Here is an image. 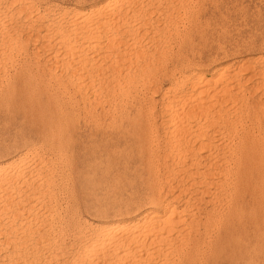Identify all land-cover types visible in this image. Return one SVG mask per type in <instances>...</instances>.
<instances>
[{"label": "rangeland", "instance_id": "rangeland-1", "mask_svg": "<svg viewBox=\"0 0 264 264\" xmlns=\"http://www.w3.org/2000/svg\"><path fill=\"white\" fill-rule=\"evenodd\" d=\"M0 1H1L0 2V11H2L5 6H6L5 8L10 7L9 2H11V0H8V1L7 0H0ZM26 1L33 3L37 8L39 7L40 10H42L43 8L47 9V11L49 12L47 15L48 19H45L44 21L35 20V22H36V23L34 22L35 24L31 25L29 23L30 25H28V23H26V21L24 20V17L18 18V17H16V14H13L11 21H9L10 25L12 24L11 27L13 26L12 28L14 29V30L12 29L11 32L14 31L15 34L18 32V35L20 33L21 35H19V36H21V37H17L18 36L17 34H16L17 36L14 35L16 38V41H15L16 44L14 46L17 45L16 46L17 48L14 47L15 49L13 48V51L11 50L10 55H9L10 57L8 56L9 58L8 59L6 58V60L8 62L5 61L4 64L2 63V66L0 67V70H2V68H3V70L0 71V77H1L0 78V110H1L0 111V162H2V161L9 162L10 160H11L10 162H12V161H16L18 159L23 158L24 160H27L26 161L27 162L26 164L28 165L27 168L34 169L35 167H37V168H39V171H41L40 172L41 176H39L37 178V181L35 182V183L38 182L36 185H38L39 186L38 188H40V189H38L39 192H38V195L36 197H32V189H34L35 185H32V187H31L29 184H27V185H24L22 187V195H26L27 192H30L31 196H29L30 195L29 194L27 198H23L21 201V207L19 206V208H22V206L26 205L28 203V200H29L32 208L29 209L30 212L28 215L29 217H27V219H28V222H30L29 220H31V224L29 223V225L26 228H24V230H23V228H21L22 230L19 228V230L16 231L17 233L12 232L10 234V236H11L10 238H12V240L16 239L15 242L24 240V242H22V244L25 247L24 248L22 247V249L20 251L21 254H20L19 259H21V260L27 259L28 260V258H26L27 254H28V256H30L29 253L33 254V252H35L36 247L38 249V254L42 252L43 248L47 247L46 246L47 241H46V236H45L47 229L52 228L53 231H52L51 235L54 236V238H56V240L54 239V241H51V239L53 240V237L50 235V240H48V241L51 243V245L54 243L57 244L58 247L61 249L60 251H62V249L66 246L63 249V251L66 255H69L70 250L75 248L79 243L80 244L82 243L83 237H81L82 239L76 238V237H74L75 236L74 233L79 227L81 228L83 226L82 223H84L85 220L87 222L93 221V222H97V223H106V222L115 220L116 218L117 219H127V218L137 219L138 217H140V215L144 211H146L150 207L148 198H150L154 192H155L154 195H156L160 191L161 197H165V196L174 197L175 194L177 195V192H179L180 190H183L184 191L183 192V194H184L183 199L186 198L185 200H187V197H188L189 202L191 203L190 207H188L187 208L188 210H186L185 212L188 214L190 213V211H191V213H194L193 212V210H194L195 213H197L195 215L199 216L198 218H197V216H194V220L196 221L198 219L200 223L202 221L201 224H203L202 225L203 227L201 226V224H199L198 220L196 221L197 223L194 221L195 224H193V227H190V229H192L191 230L192 233H190L191 231L189 232L190 229L188 227L187 233L183 234L184 235L183 238H185V239H184V241H182V243H181L182 245L180 244L183 249H181L180 248L181 246L179 245L180 246L179 251H177L178 249L176 250L178 253L176 251H174L175 256H177V254H178V257L180 256V258H182L183 255L188 254V256L185 255V257L191 258V257H194L196 255L195 258L191 259V260L194 259L192 261V264H264V197H263L264 194H263V196H261L262 194H259L258 196L253 194V196H254L253 197L251 193L248 194V192H246V193H243V196H242L241 194H238L237 191L233 192L234 189L232 188L231 183L234 182V180L232 179V181H229L233 177L232 175H233L234 171L236 170L234 168V166L236 165V167H237V165H238L237 159H239V153H237L238 150H235V152L237 151L236 152L237 154H236L235 152H233V149H237V148L240 149V146L244 147V145L247 146L249 144L256 145L257 142L264 143V141H263L264 136H261L262 134L264 135V102H263L264 96H262V95H264V93L261 94L262 91L264 92V88H262L261 90L259 89L257 91H254L256 93L252 92L253 90L251 91V90L245 89V90H247V92L245 90H243L244 92L242 91V94L239 95V101H238L239 103H237L235 106H229V109H228V107H226L227 109L223 108L222 109L223 111L221 110L222 116L220 115V117H221L222 121L219 122V124L225 123L227 125H225L226 127L224 130V138L221 139L223 141L217 142L218 147L220 145H222L219 148V151H220L219 155H222L221 154L223 152L222 150L225 151V149L228 148V146H229V148H228L229 150L228 149H226V150L229 152H230L231 148H232V150H231V153L228 152V154H227V151H225L227 158L230 160L231 157H233V158L236 157L235 159L237 161L236 160L232 161L233 158L230 160L231 165L229 164L230 166H227V168H226V169H229L230 171H229V174L226 175V177H223V178H225V180L222 177H218L219 180H217V178H216L213 182H217V184H219V183H222L224 181L225 183L223 182V184H226L225 187L228 188V189L226 188V191L229 192L231 194V196H230V194H228L225 191V192H221L222 194L220 193L219 196L215 195L214 197H216V198H214V197L211 198V196H205L203 198L204 201L203 200H197L196 201L194 198L198 197L199 195L197 196L196 193H195V196L193 194H190L191 192L194 193L193 192L194 187L189 186L191 183V180L189 181V179H191V177L188 178L190 176L189 173H188V176H186L187 173L182 169V167L184 168V166H186L188 164V162L185 163L186 165L181 164L182 161L176 162V164H177L176 168H179V166L181 167L178 169V171L179 170H183V171H180L181 172L180 173V172L176 171L177 169L174 168V166H173V168L175 169L174 173L172 175L168 176L167 174H165V173H169L166 168L169 167L168 168V170H169L171 168V165H170V162L167 161V159L169 161H171L170 159H172L171 157L173 155L172 153L170 154V150L168 148L166 149V147H165V145H163V143L161 144V142H160V144H159V141L155 142V143L152 142L149 144V142L145 143L143 141L138 140V137H137L138 136L137 134L140 133L139 130H142V128L144 130V127H145V129L146 128H154V127L155 128L158 127V129L161 128L160 127V124H161L160 120L162 121L163 120L162 118H165V116H166V115L164 116V114H163L164 112H163L162 106L166 103L165 102L166 98H167L166 96H168L167 93H168V89L170 87L171 88L174 87L176 89H181V86H180V88L176 87V86H178V84H180L177 81V80H179L178 76L180 74L185 73V75H188L191 73V71L192 72L195 71V72H199L202 74L209 75L212 72V69L222 67L225 65L231 66L232 68H235V67L240 66L242 64L244 65L246 63L249 66L250 65L252 66L254 64L255 66H252V68H255V67L259 68L258 66H260V67L263 66L264 60L259 61V60H257V58L258 57H264V0H156V1L155 0H133V1L127 0L128 2L123 1V3L119 7L113 8L114 11L116 10L117 12H120V14L122 12L124 13V15L128 14L127 15L128 16L127 17L128 18V21H127L128 24H126L127 26L125 25L124 28H122L120 30V32L121 31L122 32L121 33L119 32L118 35L120 34L121 40H123V41L127 37H128V39L131 37L136 38L135 41H137V42H136L135 46L137 48L140 47L141 50L139 48L138 49H139V51H141L142 57L140 56L139 58H137V60L133 58L131 60V63L134 65V67L136 66L135 64H137V65L140 64L142 66H140L139 68H134L136 70H134L132 68L134 71H129L131 74L128 72V74H129L128 76L131 78V80L133 79V83H130L131 85L130 84L128 85V83H126L125 84L126 86L125 85H123L124 87L122 86L123 88L126 87V90L129 88V90L127 92L125 89H124V92H121L118 89L114 90L117 92V95H115L116 93L113 92V94L115 96H118L120 92H121V94L123 93L122 94L123 96L120 94L118 97L113 98V95H112V98L111 97L107 98L109 100L112 99V101H108L107 99H101L102 101L100 100L99 103L97 101H95L92 96L85 94L80 87L76 86L80 83V80H79L77 75H75L77 80L75 77H71L72 75H71V69H70L71 66L70 65H69L70 67H68V68H67V65H65L66 67L64 66L66 69H68L67 71L64 67H62V69H61V67H55L54 65L51 66L52 61L49 60L48 55L46 54L47 52H42V50H40L38 52L37 51L38 50L37 49L38 48L37 41L35 39H32V40H29L27 42L26 37L29 34H31L30 32L33 33V31H35V29H36L35 26H37V28H38L39 26H41L46 21H47V23H49L52 20V18H54V16L58 17L59 15H61L63 10L64 11L69 10V12L74 11L75 9L76 10H79V9L85 10V9H88V8L94 6L95 4L99 5L102 3V1L104 3L108 0H46V1L45 0H41V1L40 0L39 1L38 0H31V1L26 0ZM146 1H148V2H146ZM151 1H152V3H151ZM176 1H178V2L176 3ZM7 3H8V5H7ZM168 3H170V4H168ZM124 4H126V5H124ZM166 5L168 6V8ZM150 6H153V7H150ZM126 7H127L128 12L126 10ZM152 8H153V10H152ZM118 9H120V11H118ZM122 9H124L126 13ZM141 11H143V12H141ZM4 12H6V9H4L3 13ZM3 13L1 14V16H4L6 14V13L5 14H3ZM131 13L133 15L132 17H131ZM49 17H51V18H49ZM137 17H139V18H137ZM6 19H7V17H6ZM57 19L58 18H56L55 20H57ZM39 21L41 24L37 23ZM60 21L61 20L59 19L56 22L57 23L59 22L60 25L64 26V24H61L64 21H61V23H60ZM136 21H138V22L136 23ZM21 22L23 24H21ZM52 22L53 21H51L50 23L54 24ZM24 23H26V24L24 25ZM18 24L19 25L21 24L22 26L20 25L21 26L20 27ZM141 24L142 25L144 24V25L142 26ZM152 24H154V25H152ZM26 25H28V28H25ZM17 26H18V28L20 27L19 30H18ZM31 26H33L35 28H33ZM22 28H23V30L25 29V31H24L25 33H23V30H21ZM143 28H144V30H142ZM27 29H31V30L28 31ZM26 33H27V36H25ZM18 38L22 42L21 41L19 42ZM23 38L26 40L25 43L23 42L24 41ZM32 38H34V37H32ZM17 39H18V41H17ZM33 41L34 42L36 41L35 43H33L36 46L31 43ZM146 45H147V47H146ZM20 47L21 48L23 47V48L21 49ZM33 47H35V48H33ZM16 51H18V52H16ZM19 52H21V53H19ZM26 52H28V53H26ZM34 52L39 53L38 54L39 57ZM152 53H153V56H151ZM28 54H30V55H28ZM89 54H93V53L89 51ZM19 55H21V56H19ZM25 55H27V56H25ZM149 55L151 57H149ZM88 56H91V55H88ZM143 57H145V58H143ZM253 58L254 59L256 58L255 60H257L255 63H254L255 60ZM17 59H18V61H17ZM26 59H27V61H26ZM33 59H35V60H33ZM11 60H12V62H11ZM45 60H46V62H45ZM177 60H178V62H177ZM252 60H253V63H252ZM139 61H141V62H139ZM145 61L149 62V63L147 62V65L149 67L146 66V68H145V66H144V64H146ZM38 62H40V63H38ZM105 62H106L105 64L103 62L104 65H102V67L106 68L109 65H111V60H106ZM107 63H108V66H107ZM119 63H118V65L121 66V63L120 64ZM231 63H232V65H231ZM257 63H259L260 65H258ZM5 64H8V65H5ZM43 64L44 65L46 64V65L44 66ZM155 65L158 67H156ZM174 65H175V67H174ZM27 66H29V67H27ZM46 66H47V68H46ZM120 66H118V67H120ZM141 67L144 68L143 70H145V71H142ZM56 68H58V69H56ZM154 68H156V70ZM28 69H30V70H28ZM31 69H32V72H31ZM60 69H61V71H60ZM139 69H141V70H139ZM183 69H185V71ZM43 70H45L46 72ZM52 71H55L56 74L53 73ZM141 71L145 72L143 74H145L146 77L144 76V78H142L144 80L136 79V80H138V81H136L135 78H139V76L136 77V75H140L142 73ZM148 71H150V72H148ZM154 71H155V73H152L153 76L150 75V73L154 72ZM170 71H171L172 75H171ZM1 72H3V73H1ZM58 72H59V75L57 74ZM136 72H137V74H136ZM166 73L170 77L168 75H166ZM5 74H6V76H5ZM49 74H51V75L49 76ZM122 74H123V72H122ZM165 75L168 76L169 78L165 77ZM25 76H27V77H25ZM52 76H53V78H52ZM69 76L71 77V79L72 78L73 79L69 80V78H70ZM147 76L149 77V79H146V78H148ZM48 77H49V79H48ZM129 77H128V79H130ZM152 77H155V78H152ZM163 77H164L165 81L163 80ZM31 78H32V80H31ZM157 78H158V80H155ZM43 79H44V81H43ZM60 80H61V83H58V82H60ZM109 80H110V78H109ZM109 80L105 81V83H108L110 85V83H112V82H110L111 80L110 81ZM130 81H128V82H130ZM143 81H145V82H143ZM153 81L154 82L156 81V82L153 83ZM166 81H167V83H166ZM67 82H69L70 84ZM175 82H177L178 84L176 85ZM135 83L137 85H135ZM144 83H147V84L144 85ZM19 84H21L22 89H23V86L26 84L25 85V87L27 88V89H25L26 91H19L21 89ZM57 84H58V86H57ZM17 85L20 87L19 90H18ZM62 85H65V86H62ZM127 85H128V88H127ZM43 86H44V88H43ZM139 86H142V87H139ZM182 86H183V88H186L183 84H182ZM157 87H158V89H157ZM57 88H58V90H57ZM68 88H70V89H68ZM9 89H10V91H9ZM14 89H16V90H14ZM31 89L33 90L32 92H31ZM39 90H40V92H39ZM77 90H79L80 92L78 91V93H77ZM121 90L123 91V89H121ZM27 91L28 92L30 91V92L28 93ZM23 92H25V93H23ZM37 92H38V94H37ZM81 92H83V93H81ZM125 92H126V96L124 97ZM134 92H136L137 94ZM154 92H157L156 95ZM251 92H252L253 98L251 97ZM128 93H130V94H128ZM151 93H153V94H151ZM164 93H166V95ZM247 93H249V94H247ZM36 94H37V96H36ZM55 94H57V95H55ZM64 95H66V96H64ZM241 95H243L244 97ZM33 96H35V98ZM87 96H88V99H87ZM121 96H122V98H121ZM136 96H137V98H136ZM240 96H241V98H240ZM245 96L246 97L249 96V97L245 98ZM84 97H85V99H84ZM242 97L245 98V100H247V102ZM49 98L50 99L52 98V99L50 100ZM250 98H252V100ZM38 99H39V101H38ZM91 99L93 102L91 101ZM136 99H139V100H136ZM258 99L259 100L261 99V100L259 101ZM10 100H12V103ZM105 100L108 102H105ZM248 100H249V102L250 101H253V102L249 103ZM48 103L50 106L48 105ZM87 103H89V104H87ZM67 104H70V105H67ZM81 104H82V106H80ZM94 104H98L99 106L98 105L94 106ZM141 104H143V105H141ZM152 104H154L155 107ZM250 104H252V105L250 106ZM253 104H255L256 106ZM260 104L261 105L263 104V105L260 107ZM66 105H67V107H66ZM89 106H90V109H88ZM143 106H144V108H143ZM243 106H245V107H243ZM56 107H57V109H56ZM83 107H85V108H83ZM251 107H253V108H251ZM100 108H101V111H100ZM153 108L155 110L152 111ZM246 108H248V110ZM250 108L253 110H251ZM20 109H21V111H20ZM119 109H120V111H119ZM148 109L151 110L152 113ZM256 109H257V111H254ZM23 110H24V112H23ZM93 110H94V112H93ZM158 110H159V112H158ZM238 110H239V112H238ZM249 110H250V112H252V111L253 112L249 113ZM86 111L89 112L88 113L89 115L86 114ZM137 111L139 112V115H138ZM232 111H233V114H232ZM19 112H21V113H19ZM90 112L93 114H91ZM157 112H158V114H157ZM255 112L257 114H255ZM259 112H261V113H259ZM81 113H83V114H81ZM222 113H224V114H222ZM103 114H105V115H103ZM145 114H146V116H145ZM155 114H156V119L154 117ZM160 114H162V115H160ZM225 114H226L227 118H225ZM38 115L40 116V118ZM54 115H56V116H54ZM81 115H82V117H81ZM92 115H94V116H92ZM151 115H153V118H151L152 117ZM104 116H105V118H104ZM121 116H122V118H121ZM254 117H256V119ZM56 118H57V120H56ZM123 118H125V120ZM92 119H94V120H92ZM100 119H102V120H100ZM192 119L193 118H188V122H194V120H192ZM224 119H225V122H224ZM60 120H61V122H60ZM88 120H89V122H88ZM95 120H96V122H95ZM97 120H99L100 123ZM143 120H144V122H143ZM227 120H228V122H227ZM55 121H56V123H55ZM231 121H233V122H231ZM103 122H105V123H103ZM107 122L110 123V124L108 123L110 126H108ZM65 123H67V124H65ZM117 123H119V124H117ZM157 123H158V125H157ZM230 123H232V124H230ZM42 124H43V126H42ZM48 124H50V125L52 124V125L50 126ZM148 124H150V125H148ZM228 124H230V125H228ZM67 125L68 126L70 125V127H69L70 129L68 127H65ZM105 125H107V126H105ZM227 126H228V128H227ZM111 127H112V129H111ZM242 127H243V129H242ZM66 128H67V130H66ZM46 130H47V132H46ZM258 130L260 132H258ZM50 131H51V133L53 132L52 136H49V135H51ZM238 131H240V132H238ZM243 131L245 133H247L249 136L247 134H245ZM247 131L251 132V134H249V132H247ZM54 132L55 133L57 132L58 136H56V134ZM59 132H61L62 134L61 133L59 134ZM42 133L44 134V136H41ZM64 133H65V135H64ZM253 133H254V135H253ZM228 134H230V135H228ZM63 135L66 137V139ZM67 136H68V138H67ZM228 137H230V138H228ZM260 137L262 138V140L260 139ZM48 138H50V139H48ZM241 140L243 141V143L246 142L247 144L246 143L242 144ZM248 140H250L251 143H249ZM48 141H50V142H48ZM65 141L66 142L68 141V143H66ZM103 141H105V142H103ZM252 141L255 144H253ZM46 142H48L49 144ZM70 142H71V144H69ZM127 142H128V144H126ZM138 142H140V143H138ZM52 143H53V145H52ZM54 143H56V144H54ZM228 143H230V144L228 145ZM231 143H232V145H231ZM262 143L259 144L260 146L259 145H256V146L263 148V151H264V147H263L264 144H262ZM146 144H149V146ZM51 145L54 147L52 148ZM237 145H239V147ZM60 146L62 147V149ZM141 146H144L143 147L144 149L141 148ZM146 146H148V148H146ZM67 147H69V149ZM153 149H154V151H153ZM28 150H30V151H28ZM22 152L24 153V155ZM62 152H65V153H62ZM232 152H233V154H232ZM165 153H168V154L165 155ZM186 154L188 157L191 156L190 153H188V152H185V155ZM229 154H231V157ZM128 155H130V156H128ZM50 156H52V157H50ZM158 156L160 157V159ZM39 157H40V159H39ZM145 157H147V158H145ZM151 157H153V158H151ZM41 158H43V159H41ZM157 158L159 159V161ZM66 160H67V162H66ZM36 162H38V163L44 162L43 163L44 165L42 164V166L40 167V165L36 164ZM45 162H47V163H45ZM151 162L153 163L154 166L152 165ZM232 162L233 163L235 162V163L233 164ZM164 163H167L166 164L167 166H163V165H165ZM61 164H63V165H61ZM232 164L234 166H232ZM148 165H150L151 167L150 166L148 167ZM56 166H57V168H56ZM187 166H189V164ZM37 168H35V169H37ZM47 168H49V169H47ZM164 168L166 170H164ZM54 169L56 172L54 171ZM57 169H59V170H57ZM147 169H149V170H147ZM231 170H232V172H231ZM154 172H155V174H154ZM177 172L179 173V175H177L178 174ZM230 172H231V174H230ZM149 173H151V174H149ZM226 173H228V172L226 171ZM57 174H58V176H57ZM180 174L181 175L185 174V176H182L183 178L182 177L179 178V176H181ZM153 175L154 176L157 175V176H155V178H154ZM160 175H161V177L159 178ZM166 176H168V177H166ZM174 176H176V177H174ZM228 176H229V178H228ZM45 177H47V178H45ZM53 177H55V178H53ZM184 177L187 178L186 179L187 181L184 179ZM43 178L49 179L48 185H47V183L45 184V182H43V180H42ZM164 178H165V180H163ZM172 178H173V180H171ZM177 178L179 179V181ZM227 178H228V180H227ZM59 179H61V181ZM182 179H184L185 181ZM63 182H64V184H63ZM155 183L157 186L155 185ZM263 183L264 182L262 181V185L264 186ZM49 184H51V185L49 186ZM53 184L55 187L53 186ZM171 184L174 186L178 185V187H175L177 190ZM251 185L252 184H250V186ZM259 185H261V182ZM56 186H58V187H56ZM229 186H231V187H229ZM171 187H172V189H171ZM179 187H181V189ZM185 187H186V189L187 188H189V189L186 190ZM26 188H27V191H26ZM261 188H264V187H261ZM50 189H51V191H50ZM54 189H56V190H54ZM165 189H167V190H165ZM47 190H49V191L47 192ZM171 190L173 191V193H168V191L171 192ZM212 191H213V189H212ZM151 192H152V194H151ZM43 193H45V194H43ZM161 193L163 196L161 195ZM42 194L44 197L42 196ZM223 195H225V197ZM238 195H241V196L237 197ZM50 197H52V198H50ZM170 197H168V198H170ZM30 198L32 200H30ZM37 198H39V199H37ZM234 198H235V200H234ZM254 198H255V201H254ZM50 199H51V201L49 202L48 200H50ZM191 199H194V200H191ZM207 199L209 202L207 201ZM252 199H253V201H252ZM193 201L195 203L197 202L196 204L200 208V210L198 209L199 211H196V208L194 207L196 204ZM47 202H49L50 204ZM202 202H204V203H202ZM207 202H208V204H207ZM211 202H213V203H211ZM259 203H261V205ZM193 204H194V206H192ZM205 205H206V207H205ZM230 205H232V206L230 207ZM39 206H41V208ZM45 206H48V207H45ZM50 206L53 208L52 211H51ZM35 209H38V210L36 211ZM212 209L214 211H212ZM55 210H57V212ZM231 210L233 212H230ZM204 211H206L207 214L209 211L208 217H206L207 214H205ZM253 212H255V213H253ZM261 212H263V213H261ZM210 213L212 214V216ZM231 213H233V214H231ZM256 213H257V215H256ZM44 214H47V215H44ZM214 214H215V216H214ZM56 215H58V216H56ZM231 215H232V217H231ZM31 216L33 218H31ZM76 216H79L80 219H79V217H76ZM227 216H229V217H227ZM208 218H210V219L208 220ZM243 218H245V219H243ZM246 218H248V219L246 220ZM253 218H255L256 221ZM51 220L54 223H52ZM59 220H60V222H58ZM62 220H64V221H62ZM106 220H108V221H106ZM205 220L208 223H206ZM61 221H62V223H61ZM70 221H71V223H70ZM203 221H205V222L203 223ZM209 221L211 222V224ZM72 222L74 223V225ZM16 223L19 224L20 220H17ZM34 223L35 224L37 223V224L35 225ZM60 223L62 226L60 225ZM237 223L239 226L237 225ZM72 227H74V228H72ZM196 227L198 228L197 230H196ZM75 228H76V230H75ZM194 228L197 232L194 230ZM33 229H35V231ZM43 230L45 231V233ZM30 231L32 234L30 233ZM40 231H42V232H40ZM59 231H60V233H59ZM26 232H28L27 237H26V234H27ZM194 232H196V233H194ZM13 233H16V234H13ZM193 233L195 234L196 237L193 235ZM188 234H190V237H192V239L189 236H187ZM18 235H19V237H18ZM72 235H74V236H72ZM197 235H199L201 237H199ZM14 237H17V238H14ZM21 237H22V240H21ZM38 238H40L42 240L41 241L39 239V241H38L39 243L36 242L38 240ZM183 238L181 235L180 239L183 240ZM187 238H189L191 241L190 243L188 242L189 245H188V243H186L189 240V239L186 240ZM193 238H195L196 240ZM80 239H81V241H80ZM197 239H199V240H197ZM193 240H194V242H193ZM184 243H186L185 245H188V246L186 247L185 245H183ZM191 244H192V246H190ZM67 245H68V247H67ZM201 245H202V247H201ZM0 246H2L0 249V263H1V261L5 260V258H6L5 256L11 247L7 248L4 244L3 245L0 244ZM39 247H41L42 249ZM194 247L195 248L198 247V248L195 249ZM193 248H194V250H193ZM198 249L200 251H198ZM28 250H30V251H28ZM3 251L5 252V254ZM182 251L185 253H183ZM191 251L192 252L194 251V252L192 253ZM180 252H182L183 254ZM218 252H221V253H218ZM190 253H191V256H189ZM38 254L36 255V259H35L37 262L32 257H29L28 262H30V264L31 263L32 264H40V263L41 264H47V262L44 263V260H42V259L40 260L41 256H40V254L39 255ZM66 255L64 256V254H63L60 256L61 261L65 259ZM192 255H194V256H192ZM198 256H199V258H198ZM185 257L183 256V259ZM201 257L203 258V260ZM30 259H31V261H30ZM32 259H33V261H32ZM183 259H181V261ZM195 259H197V260H195ZM21 260L20 261L17 260L18 262L13 261V263L19 264L21 262ZM194 261H196V262H194ZM13 263L11 262L10 264H13ZM184 264H186V263H184Z\"/></svg>", "mask_w": 264, "mask_h": 264}, {"label": "bare ground", "instance_id": "bare-ground-1", "mask_svg": "<svg viewBox=\"0 0 264 264\" xmlns=\"http://www.w3.org/2000/svg\"><path fill=\"white\" fill-rule=\"evenodd\" d=\"M8 1V0H7ZM31 1V0H30ZM39 1V0H38ZM41 1V0H40ZM46 1V0H45ZM123 1L128 2L127 0H108L106 2L99 4V5H94L88 9L85 10H74L69 12L68 11H62L61 15H59L58 17L54 16V18H52L51 21H53L51 24L50 22L47 23L44 22L41 26H39L35 31L30 32L31 34H29L27 36V33L25 36L27 42L29 40L35 39L37 41L38 44V52L40 50H42V52H47L46 54L48 55L49 60L52 61L51 66H55V67H64L65 65H67V68L71 66V77H75V75L78 76L80 83L78 85H76L77 87H80L83 92L89 96H92L93 99L95 101H97L98 103L100 102L101 99H107L108 97L113 98L114 97H118L121 92H124V89L126 90V87L123 88L126 83H128V85L130 83H133V79L131 80V78L128 76V72L129 71H134L136 69L134 68H139L140 64H135L136 66L134 67V65L131 63V60L134 58L137 60V58H139L140 56L142 57V53L141 51H139L140 47H136V42L135 41V37H131L128 39V37L123 41L121 40V36L120 34L118 35V33L120 32V30L122 28H124V26L128 21V14L124 15V13L122 12L120 14V12H117L116 10L114 11L113 8L115 7H119ZM133 1V0H132ZM156 1V0H155ZM1 2V1H0ZM43 2V1H42ZM143 2V1H142ZM148 2V1H146ZM154 2V1H153ZM158 2V1H157ZM178 1H176L177 3ZM181 2V1H180ZM3 3V2H2ZM40 3V2H39ZM144 3V2H143ZM152 3V1H151ZM187 3V2H186ZM5 4V3H4ZM3 4V5H4ZM9 6L8 8H3L2 11H0V67L2 66V63L4 64L6 60V58L8 59L10 56V52L11 50L13 51V48H17L16 46H14L16 44V38L14 35H18V32L15 34L14 31H12V27L9 23V21H11L13 14H16V17L21 18L24 17V20L26 21V23H28V25H33L35 24V20H42L44 21L45 19H48L47 15H48V11L47 9H42L40 10L39 7L37 8L33 3H30L26 0H11V2H9ZM38 4V3H37ZM46 4V3H45ZM130 4V3H129ZM149 4V3H148ZM161 4V3H160ZM159 4V5H160ZM170 4V3H168ZM175 4V3H174ZM8 5V3H7ZM44 5V4H43ZM54 5V4H53ZM126 5V4H124ZM123 5V6H124ZM131 5V4H130ZM150 5V4H149ZM173 5V4H172ZM179 5V4H178ZM51 6V5H50ZM128 6V5H127ZM154 6V5H153ZM150 6V7H153ZM164 6V5H163ZM167 6V5H166ZM182 6V5H181ZM184 6V5H183ZM189 6V5H188ZM191 6V5H190ZM45 7V6H44ZM122 7V6H121ZM130 7V6H129ZM55 8V7H54ZM135 8V7H134ZM147 8V7H146ZM157 8V7H156ZM168 8V6H167ZM181 8V7H180ZM4 9H6V12L3 13ZM53 9V8H52ZM65 9V8H64ZM82 9V8H81ZM129 9V8H128ZM131 9V8H130ZM162 9V8H161ZM124 10V9H122ZM121 10V11H122ZM127 10V7H126ZM139 10V9H138ZM153 10V8H152ZM193 10V9H192ZM118 11H120V9H118ZM131 11V10H130ZM53 12V11H52ZM51 12V13H52ZM125 12V10H124ZM128 12V10H127ZM139 12V11H138ZM143 12V11H141ZM155 12V11H154ZM187 12V11H186ZM5 14L4 16H1V14ZM50 13V14H51ZM126 13V12H125ZM130 13V12H129ZM135 13V12H134ZM133 13V14H134ZM140 13V12H139ZM151 13V12H150ZM160 13V12H159ZM137 14V13H136ZM135 14V15H136ZM152 14V13H151ZM138 15V14H137ZM136 15V16H137ZM51 16V15H50ZM132 13H131V17H132ZM149 16V15H148ZM152 16V15H151ZM7 17V19H6ZM51 18V17H49ZM56 18H58L57 20H61L64 21L61 24H64V26L60 25L59 22L57 23L55 20ZM139 18V17H137ZM149 18V17H148ZM9 19V20H8ZM55 21H54V20ZM130 19V18H129ZM134 19V18H133ZM131 20V19H130ZM154 20V19H153ZM17 21V20H16ZM28 21V22H27ZM41 21V22H42ZM23 22V21H22ZM21 22V24H23ZM35 22V23H34ZM138 21H136L137 23ZM144 22V21H143ZM148 22V21H147ZM151 22V21H150ZM16 23V22H15ZM18 23V22H17ZM20 23V22H19ZM24 23V25L26 24ZM30 23V24H29ZM39 24V22H37ZM135 23V22H134ZM20 24V25H21ZM148 24V23H147ZM19 25V24H18ZM19 25V26H20ZM23 25V26H24ZM28 25L25 26V28H28ZM38 25V24H37ZM142 25V24H141ZM144 25V24H143ZM142 25V26H143ZM154 25V24H152ZM16 26V25H15ZM22 26V25H21ZM20 26V27H21ZM127 26V25H126ZM138 26V25H137ZM19 27V28H20ZM33 27V26H31ZM33 27V28H35ZM151 27V26H150ZM155 27V26H154ZM16 28V27H15ZM18 28V26H17ZM18 28V30H19ZM142 28V27H141ZM149 28V27H148ZM152 28V27H151ZM150 28V29H151ZM129 29V28H128ZM127 29V30H128ZM156 29V28H155ZM154 29V30H155ZM158 29V28H157ZM14 30V29H13ZM23 30V28L21 29ZM28 31L31 29H27ZM125 30V29H124ZM140 30V29H139ZM144 30V28L142 29ZM147 30V29H146ZM16 31V30H15ZM25 29L23 30V33ZM21 32V31H20ZM122 32V31H121ZM120 32V33H121ZM138 32V31H137ZM141 32V31H140ZM150 32V31H149ZM160 32V31H159ZM29 33V32H28ZM131 33V32H130ZM147 33V32H146ZM154 33V32H153ZM134 34V33H133ZM145 34V33H144ZM16 35V36H17ZM19 35H21L19 33ZM17 36V37H21V36ZM122 35V34H121ZM146 35V34H145ZM160 35V34H159ZM164 35V34H163ZM133 36V35H132ZM144 36V35H143ZM23 37V36H22ZM34 37V38H32ZM123 37V36H122ZM149 37V36H148ZM156 37V36H155ZM143 38V37H142ZM19 39V38H18ZM17 39V41H18ZM24 39V38H23ZM22 39V40H23ZM150 39V38H149ZM24 39V43L26 41ZM155 40V39H154ZM21 40L19 39V42ZM35 41V42H36ZM22 42V41H21ZM34 41L31 42L32 44L35 43ZM140 42V41H139ZM18 43V42H17ZM139 44V43H138ZM35 45V44H33ZM25 46V45H24ZM36 46V45H35ZM27 47V46H26ZM147 47V45H146ZM149 47V46H148ZM14 48V49H15ZM21 48V47H20ZM23 48V47H22ZM21 48V49H22ZM32 48V47H31ZM35 48V47H33ZM143 48V47H142ZM153 48V47H152ZM25 49V48H24ZM144 49V48H143ZM17 50V49H16ZM20 50V49H19ZM26 50V49H25ZM141 50V49H140ZM89 51L92 52L93 54H89ZM146 51V50H145ZM18 52V51H16ZM36 52V51H35ZM34 52V53H35ZM21 53V52H19ZM28 53V52H26ZM41 53V52H40ZM13 54V53H12ZM35 54H39V53H35ZM43 54V53H42ZM30 55V54H28ZM44 55V54H43ZM42 55V56H43ZM91 55V56H88ZM148 55V54H147ZM9 56V57H8ZM21 56V55H19ZM27 56V55H25ZM153 56V53L152 55ZM149 55V57H151ZM15 57V56H14ZM32 57V56H31ZM39 57V55H38ZM21 58V57H20ZM26 58V57H25ZM145 58V57H143ZM154 58V57H153ZM251 58V57H250ZM14 59V58H13ZM39 59V58H38ZM148 59V58H147ZM155 59V58H154ZM249 59V58H248ZM254 59V58H253ZM256 59V58H255ZM254 59V60H255ZM35 60V59H33ZM106 60H111V65L107 66L106 68L102 67V65H104L106 62ZM135 60V61H136ZM140 60V59H139ZM144 60V59H143ZM250 60V59H249ZM257 60H264V57H258ZM255 60L254 63L257 61ZM18 61V59H17ZM23 61V60H22ZM27 61V59H26ZM30 61V60H29ZM142 61V60H141ZM139 61V62H141ZM149 61V60H148ZM147 61V62H148ZM151 61V60H150ZM176 61V60H175ZM245 61V60H244ZM8 62V61H7ZM12 62V60H11ZM21 62V61H20ZM46 62V60H45ZM104 62V64H103ZM121 63V66L118 65V63ZM147 62L145 61L146 64H144L145 68L147 65ZM178 62V60H177ZM187 62V61H186ZM40 63V62H38ZM119 63V64H120ZM136 63V62H135ZM149 63V62H148ZM244 63V62H243ZM253 63V60H252ZM260 63V62H259ZM259 63H257L258 65H260ZM262 63V62H261ZM11 64V63H10ZM36 64V63H35ZM48 64V63H47ZM151 64V63H150ZM181 64V63H180ZM237 64V63H236ZM256 64V65H257ZM8 65V64H5ZM23 65V64H22ZM44 65V64H43ZM46 65V64H45ZM44 65V66H45ZM70 65V66H69ZM120 67H118V66ZM166 65V64H165ZM190 65V64H189ZM192 65V64H191ZM232 65V63H231ZM257 65V66H258ZM18 66V65H17ZM38 66V65H37ZM50 66V65H49ZM143 66V67H144ZM153 66V65H152ZM156 66V65H155ZM154 66V67H155ZM167 66V65H166ZM180 66V65H179ZM252 66H255L254 64ZM252 66L247 65L246 64H242L240 66H237L235 68H232L231 66H222V67H218V68H214L212 69V72L209 75L206 74H202L199 72H192L188 75L184 74H180L178 76L179 80H177L180 84L182 83L186 88H183L182 84H178L177 82H175V84L178 86H176L177 88L181 89H176L174 87H170L168 89V93L166 96V103L162 106L163 108V114L165 116V118H162L163 120L160 124V129L157 128H146L144 127V130L142 128V130H139L140 133H138L137 137L138 140L143 141V142H149L150 143H155L159 141V144L161 142V144L163 143V145H165L166 149L168 148L170 150V154L172 153V159H170L171 161H169L167 159L168 162H170L171 168L167 171L169 173H165L168 176L172 175L174 173V168H176V162H181V164H185L186 162H188L189 166H184V168L182 167V169L187 173L186 176H188L189 173V177H191V179H189V181L191 180V183L189 186L194 187V193H190L193 194L195 196V193L198 197L194 198L196 201L197 200H203V198L205 196H211L214 197L215 195L219 196V194L221 192H225L226 188L225 185L222 183L217 184V182H213L216 178L217 180L218 177H226L227 174H229V169H226L227 166H230V160L233 158L230 157L231 159L229 160L226 156L225 151H227L226 148L225 151L222 150L221 154L219 155V148L222 146L220 145L218 147L217 142L218 141H223L221 140L222 138H224V130H225V123H220L221 120V110L223 108L228 107L229 106H235L237 103H239V95L242 94V91L245 89L248 90H253L257 91V90H261L262 88H264V64L262 67L258 66L259 68L255 67L252 68ZM4 67V66H3ZM14 67V66H13ZM29 67V66H27ZM31 67V66H30ZM41 67V66H40ZM66 67V66H65ZM64 67V68H65ZM149 67V66H148ZM158 67V66H156ZM161 67V66H160ZM175 67V65H174ZM189 67V66H188ZM47 68V66H46ZM134 70H133V69ZM142 68V67H141ZM153 68V67H152ZM170 68V67H169ZM185 68V67H184ZM9 69V68H8ZM50 69V68H49ZM58 69V68H56ZM60 69V71H61ZM66 69V68H65ZM144 68H142V71ZM156 70V68H154ZM175 69V68H174ZM173 69V70H174ZM3 70V68H2ZM0 70V71H2ZM6 70V69H5ZM21 70V69H20ZM30 70V69H28ZM34 70V69H33ZM42 70V69H41ZM54 70V69H53ZM68 69H66L67 71ZM141 70V69H139ZM148 70V69H147ZM151 70V69H150ZM160 70V69H159ZM168 70V69H167ZM166 70V71H167ZM185 71V69H183ZM27 71V70H26ZM45 71V70H43ZM42 71V72H43ZM64 71V70H63ZM138 71V70H137ZM141 71V72H142ZM175 71V70H174ZM180 71V70H179ZM11 72V71H10ZM28 72V71H27ZM32 72V69H31ZM38 72V71H37ZM46 72V71H45ZM50 72V71H49ZM53 73H55V71H52ZM123 72V74H122ZM126 72V73H125ZM147 72V71H146ZM150 72V71H148ZM157 72V71H156ZM164 72V71H163ZM169 72V71H168ZM202 72V71H201ZM3 73V72H1ZM5 73V72H4ZM9 73V72H8ZM62 73V72H61ZM60 73V74H61ZM67 73V72H66ZM130 73V72H129ZM133 73V72H132ZM145 72H142L140 75H136L139 76V78H135L136 79H142L144 78V76L146 77L145 74H143ZM151 72L150 75H152ZM171 73V71H170ZM15 74V73H14ZM18 74V73H17ZM26 74V73H25ZM56 74V73H55ZM59 75V72L57 73ZM131 74V73H130ZM135 74V73H134ZM133 74V75H134ZM137 74V72H136ZM143 74V75H142ZM148 74V73H147ZM174 74V73H173ZM4 75V74H3ZM13 75V74H12ZM34 75V74H33ZM39 75V74H38ZM51 74H49L50 76ZM159 75V74H158ZM163 75V74H162ZM166 75H168L166 73ZM165 77H168L166 76ZM172 75V73H171ZM6 76V74H5ZM17 76V75H16ZM23 76V75H22ZM55 76V75H54ZM64 76V75H63ZM69 76V77H70ZM131 76V75H130ZM153 76V75H152ZM155 76V75H154ZM27 77V76H25ZM32 77V76H31ZM39 77V76H38ZM57 77V76H56ZM59 77V76H58ZM71 77L69 78V80H72ZM128 77L130 79H128ZM135 77V76H134ZM148 77V76H147ZM159 77V76H158ZM170 77V76H169ZM168 77V78H169ZM172 77V76H171ZM176 77V76H175ZM1 78V77H0ZM10 78V77H9ZM22 78V77H21ZM53 78V76H52ZM55 78V77H54ZM60 78V77H59ZM76 78V77H75ZM74 78V79H75ZM110 78V80H109ZM155 78V77H152ZM173 78V77H172ZM177 78V77H176ZM3 79V78H2ZM5 79V78H4ZM39 79V78H38ZM49 79V77H48ZM64 79V78H63ZM146 79H149L146 78ZM174 79V78H173ZM30 80V79H29ZM32 80V78H31ZM52 80V79H51ZM62 80V79H61ZM60 82L58 83H61ZM77 80V78H76ZM78 80V81H79ZM110 81L112 83H110V85L108 83H105V81ZM132 82H131V81ZM136 80V81H138ZM144 80V79H142ZM155 80H158L155 79ZM164 80V77H163ZM170 80V79H169ZM6 81V80H5ZM19 81V80H18ZM44 81V79H43ZM53 81V80H52ZM130 81V82H128ZM135 81V82H136ZM141 81V80H140ZM146 81V80H145ZM143 81V82H145ZM165 81V80H164ZM181 81V82H180ZM31 82V81H30ZM48 82V81H47ZM50 82V81H49ZM55 82V81H54ZM63 82V81H62ZM151 82V81H150ZM156 82V81H155ZM153 81V83H155ZM43 83V82H42ZM46 83V82H45ZM64 83V82H63ZM69 83V82H67ZM165 83V82H164ZM167 83V81H166ZM172 83V82H171ZM24 84V83H23ZM48 84V83H47ZM66 84V83H65ZM70 84V83H69ZM106 84V85H105ZM147 83H144V85ZM149 84V83H148ZM151 84V83H150ZM162 84V83H161ZM26 85V84H25ZM25 85L22 86L21 84H19V86L21 87V89L19 90V86H18V90L19 91H26L25 89H27L25 87ZM51 85V84H50ZM72 85V84H71ZM70 85V86H71ZM127 85V88H128ZM131 85V84H130ZM134 85V84H133ZM135 85H137L135 83ZM143 85V86H144ZM52 86V85H51ZM58 86V84H57ZM65 86V85H62ZM69 86V87H70ZM123 86V87H122ZM126 86V85H125ZM168 86V85H167ZM174 86V85H173ZM15 87V86H14ZM39 87V86H38ZM53 87V86H52ZM72 87V86H71ZM76 87V88H77ZM131 87V86H130ZM142 87V86H139ZM4 88V87H3ZM35 88V87H34ZM40 88V87H39ZM38 88V89H39ZM44 88V86H43ZM42 88V89H43ZM65 88V87H64ZM73 88V87H72ZM79 88V89H80ZM161 88V87H160ZM37 89V90H38ZM41 89V88H40ZM56 89V88H55ZM70 89V88H68ZM74 89V88H73ZM120 90L121 92L119 93L118 96L117 92L114 90ZM123 89V91L121 90ZM137 89V88H136ZM158 89V87H157ZM16 90V89H14ZM58 90V88H57ZM75 90V89H74ZM81 90V91H82ZM129 90V88L126 90V92ZM141 90V89H140ZM10 91V89H9ZM33 90L31 89V92ZM52 91V90H51ZM62 91V90H61ZM76 91V90H75ZM79 90H77L78 93ZM135 91V90H134ZM143 91V90H142ZM148 91V90H147ZM153 91V90H152ZM151 91V92H152ZM247 92V90H245ZM2 92V91H1ZM28 92V91H27ZM30 92V91H29ZM28 92V93H29ZM35 92V91H34ZM40 92V90H39ZM80 92V91H79ZM81 92V93H83ZM116 93L115 95L113 94ZM126 92L124 97L126 96ZM140 92V91H139ZM144 92V91H143ZM244 92V91H243ZM249 92V91H248ZM252 92H251V97H252ZM261 92V91H260ZM25 93V92H23ZM36 93V92H35ZM48 93V92H47ZM46 93V94H47ZM59 93V92H58ZM136 93V92H134ZM142 93V92H141ZM145 93V92H144ZM150 93V92H149ZM155 95L157 92H154ZM161 93V92H160ZM250 93V92H249ZM247 93V94H249ZM256 93V92H254ZM264 93L263 91L261 92V94ZM7 94V93H6ZM12 94V93H11ZM18 94V93H17ZM38 94V92H37ZM36 94V96H37ZM41 94V93H40ZM51 94V93H50ZM73 94V93H72ZM123 94V93H122ZM121 94V95H122ZM130 94V93H128ZM127 94V95H128ZM137 94V93H136ZM153 94V93H151ZM166 95V93H164ZM245 94V93H244ZM243 94V95H244ZM20 95V94H19ZM23 95V94H22ZM57 95V94H55ZM54 95V96H55ZM59 95V94H58ZM83 95V94H82ZM81 95V96H82ZM111 95V96H110ZM241 95V96H243ZM254 95V94H253ZM256 95V94H255ZM7 96V95H6ZM21 96V95H20ZM41 96V95H40ZM66 96V95H64ZM70 96V95H69ZM123 96V95H122ZM121 96V98H122ZM129 96V95H128ZM240 96V98H241ZM250 96V95H249ZM247 96V97H249ZM264 96V95H262ZM23 97V96H22ZM35 98V96H33ZM48 97V96H47ZM57 97V96H56ZM83 97V96H82ZM145 97V96H144ZM147 97V96H146ZM244 97V96H243ZM242 97V98H243ZM245 96V98H247ZM255 97V96H254ZM261 97V96H260ZM31 98V97H30ZM62 98V97H61ZM67 98V97H66ZM137 98V96H136ZM142 98V97H141ZM163 98V97H162ZM245 98H243L245 100ZM253 98V97H252ZM252 98H250L252 100ZM10 99V98H9ZM19 99V98H18ZM26 99V98H25ZM37 99V98H36ZM35 99V100H36ZM50 99V98H49ZM52 99V98H51ZM50 99V100H51ZM85 99V97H84ZM88 99V96H87ZM133 99V98H132ZM143 99V98H142ZM145 99V98H144ZM153 99V98H152ZM242 99V100H243ZM249 99V98H248ZM257 99V98H256ZM22 100V99H21ZM24 100V99H23ZM56 100V99H55ZM59 100V99H58ZM63 100V99H62ZM78 100V99H77ZM108 101H112L107 99ZM122 100V99H121ZM139 100V99H136ZM146 100V99H145ZM154 100V99H153ZM259 100V99H258ZM257 100V101H258ZM261 100V99H260ZM259 100V101H260ZM12 103V100H10ZM16 101V100H15ZM39 101V99H38ZM65 101V100H64ZM74 101V100H73ZM79 101V100H78ZM77 101V102H78ZM86 101V100H85ZM88 101V100H87ZM92 101V99H91ZM102 101V100H101ZM104 101V100H103ZM105 100V102H108ZM164 101V100H163ZM241 101V100H240ZM247 102V100H245ZM244 101V102H245ZM20 102V101H19ZM46 102V101H45ZM52 102V101H51ZM67 102V101H66ZM93 102V101H92ZM119 102V101H118ZM126 102V101H125ZM149 102V101H148ZM242 102V101H241ZM249 102V100H248ZM253 102V101H250ZM249 102V103H250ZM264 102V101H263ZM26 103V102H25ZM61 103V102H60ZM71 103V102H70ZM74 103V102H73ZM79 103V102H78ZM77 103V104H78ZM90 103V102H89ZM87 103V104H89ZM96 103V102H95ZM115 103V102H114ZM157 103V102H156ZM261 103V102H260ZM8 104V103H7ZM24 104V103H23ZM27 104V103H26ZM56 104V103H55ZM75 104V103H74ZM73 104V105H74ZM85 104V103H84ZM83 104V105H84ZM91 104V103H90ZM105 104V103H104ZM108 104V103H107ZM106 104V105H107ZM112 104V103H111ZM132 104V103H131ZM241 104V103H240ZM256 104V103H255ZM253 104V105H255ZM22 105V104H21ZM32 105V104H31ZM49 105V103H48ZM70 105V104H67ZM66 105V107H67ZM98 105V104H94ZM116 105V104H115ZM122 105V104H121ZM130 105V104H129ZM143 105V104H141ZM154 105V104H152ZM159 105V104H158ZM244 105V104H243ZM252 104H250L251 106ZM263 105V104H262ZM260 104V107L262 106ZM7 106V105H6ZM41 106V105H40ZM50 106V105H49ZM62 106V105H61ZM78 106V105H77ZM82 106V104L80 105ZM91 106V105H90ZM90 106L88 109H90ZM99 106V105H98ZM102 106V105H101ZM131 106V105H130ZM146 106V105H145ZM148 106V105H147ZM238 106V105H237ZM248 106V105H247ZM256 106V105H255ZM25 107V106H24ZM35 107V106H34ZM86 107V106H85ZM83 107V108H85ZM92 107V106H91ZM97 107V106H96ZM108 107V106H107ZM113 107V106H112ZM111 107V108H112ZM135 107V106H134ZM151 107V106H150ZM153 107V106H152ZM155 107V105H154ZM241 107V106H240ZM245 107V106H243ZM61 108V107H60ZM72 108V107H71ZM75 108V107H74ZM93 108V107H92ZM91 108V109H92ZM124 108V107H123ZM129 108V107H128ZM144 108V106H143ZM160 108V107H159ZM253 108V107H251ZM250 108V109H251ZM6 109V108H5ZM10 109V108H9ZM26 109V108H25ZM29 109V108H28ZM34 109V108H33ZM32 109V110H33ZM52 109V108H51ZM54 109V108H53ZM57 109V107H56ZM55 109V110H56ZM81 109V108H80ZM108 109V108H107ZM125 109V108H124ZM123 109V110H124ZM132 109V108H131ZM130 109V110H131ZM138 109V108H137ZM150 109V108H149ZM148 109V110H149ZM227 109V108H226ZM240 109V108H239ZM248 110V108H246ZM31 110V111H32ZM41 110V109H40ZM47 110V109H46ZM73 110V109H72ZM82 110V109H81ZM111 110V109H110ZM115 110V109H114ZM118 110V109H117ZM122 110V109H121ZM155 110L154 108L152 109V111ZM157 110V109H156ZM231 110V109H230ZM235 110V109H234ZM253 110V109H251ZM1 111V110H0ZM21 111V109H20ZM34 111V110H33ZM32 111V112H33ZM36 111V110H35ZM61 111V110H60ZM67 111V110H66ZM101 111V108H100ZM112 111V110H111ZM120 111V109H119ZM151 111V110H149ZM151 111V113H152ZM223 111V110H222ZM228 111V110H227ZM254 111H257L254 110ZM259 111V110H258ZM7 112V111H6ZM24 112V110H23ZM39 112V111H38ZM43 112V111H42ZM54 112V111H53ZM63 112V111H62ZM68 112V111H67ZM75 112V111H74ZM94 112V110H93ZM108 112V111H107ZM113 112V111H112ZM116 112V111H115ZM126 112V111H125ZM133 112V111H132ZM148 112V111H147ZM146 112V113H147ZM156 112V111H155ZM159 112V110H158ZM157 112V114H158ZM230 112V111H229ZM239 112V110H238ZM253 112V111H252ZM249 110V113H252ZM15 113V112H14ZM21 113V112H19ZM31 113V112H30ZM59 113V112H58ZM64 113V112H63ZM89 112L86 111V114H88ZM91 113V112H90ZM98 113V112H97ZM100 113V112H99ZM114 113V112H113ZM122 113V112H121ZM138 115L139 112L137 111ZM141 113V112H140ZM144 113V112H143ZM161 113V112H160ZM226 113V112H225ZM261 113V112H259ZM4 114V113H3ZM33 114V113H32ZM37 114V113H36ZM60 114V113H59ZM66 114V113H65ZM83 114V113H81ZM93 114V113H91ZM150 114V113H149ZM224 114V113H222ZM233 114V111H232ZM248 114V113H247ZM255 114H257L255 112ZM34 115V114H33ZM57 115V114H56ZM54 115V116H56ZM63 115V114H62ZM61 115V116H62ZM70 115V114H69ZM80 115V114H79ZM89 115V114H88ZM87 115V116H88ZM105 115V114H103ZM120 115V114H119ZM162 115V114H160ZM159 115V116H160ZM261 115V114H260ZM25 116V115H24ZM29 116V115H28ZM39 116V115H38ZM46 116V115H45ZM78 116V115H77ZM76 116V117H77ZM94 116V115H92ZM96 116V115H95ZM101 116V115H100ZM111 116V115H110ZM113 116V115H112ZM133 116V115H132ZM144 116V115H143ZM146 116V114H145ZM149 116V115H148ZM147 116V117H148ZM153 118V115H151ZM222 116V115H221ZM43 117V116H42ZM49 117V116H48ZM65 117V116H64ZM69 117V116H68ZM82 117V115H81ZM84 117V116H83ZM102 117V116H101ZM107 117V116H106ZM114 117V116H113ZM116 117V116H115ZM155 119H156V114H155ZM33 118V117H32ZM35 118V117H34ZM40 118V116H39ZM50 118V117H49ZM66 118V117H65ZM74 118V117H73ZM96 118V117H95ZM103 118V117H102ZM105 118V116H104ZM120 118V117H119ZM122 118V116H121ZM128 118V117H127ZM142 118V117H141ZM149 118V117H148ZM147 118V119H148ZM158 118V117H157ZM188 118H193L192 120H194V122H188ZM225 118L226 114H225ZM256 119V117H254ZM259 118V117H258ZM30 119V118H29ZM64 119V118H63ZM80 119V118H79ZM78 119V120H79ZM98 119V118H97ZM125 120V118H123ZM129 119V118H128ZM138 119V118H137ZM38 120V119H37ZM42 120V119H41ZM50 120V119H49ZM54 120V119H53ZM52 120V121H53ZM57 120V118H56ZM59 120V119H58ZM66 120V119H65ZM69 120V119H68ZM94 120V119H92ZM91 120V121H92ZM102 120V119H100ZM106 120V119H105ZM108 120V119H107ZM151 120V119H150ZM191 120V119H190ZM233 120V119H232ZM253 120V119H252ZM260 120V119H259ZM263 120V119H262ZM48 121V120H47ZM46 121V122H47ZM64 121V120H63ZM62 121V122H63ZM72 121V120H71ZM77 121V120H76ZM75 121V122H76ZM90 121V122H91ZM99 123L100 121L97 120ZM104 121V120H103ZM110 121V120H109ZM112 121V120H111ZM258 121V120H257ZM44 122V121H43ZM45 122V123H46ZM61 122V120H60ZM59 122V123H60ZM73 122V121H72ZM71 122V123H72ZM78 122V121H77ZM89 122V120H88ZM96 122V120H95ZM102 122V121H101ZM131 122V121H130ZM144 122V120H143ZM150 122V121H149ZM225 122V119H224ZM228 122V120H227ZM233 122V121H231ZM21 123V122H20ZM52 123V122H51ZM56 123V121H55ZM92 123V122H91ZM94 123V122H93ZM105 123V122H103ZM109 122H107L108 124ZM115 123V122H114ZM133 123V122H132ZM146 123V122H145ZM159 123V122H158ZM157 123V125H158ZM258 123V122H257ZM27 124V123H26ZM64 124V123H63ZM67 124V123H65ZM70 124V123H69ZM73 124V123H72ZM79 124V123H78ZM110 124V123H109ZM108 124V126H110ZM112 124V123H111ZM119 124V123H117ZM134 124V123H133ZM140 124V123H139ZM144 124V123H143ZM147 124V123H146ZM232 124V123H230ZM228 124V125H230ZM253 124V123H252ZM46 125V124H45ZM50 125V124H48ZM52 125V124H51ZM50 125V126H51ZM61 125V124H60ZM71 125V124H70ZM70 125L65 126V127H70ZM80 125V124H79ZM114 125V124H113ZM150 125V124H148ZM152 125V124H151ZM256 125V124H255ZM261 125V124H260ZM43 126V124H42ZM63 126V125H62ZM72 126V125H71ZM97 126V125H96ZM100 126V125H99ZM107 126V125H105ZM45 127V126H44ZM64 127V128H65ZM98 127V126H97ZM96 127V128H97ZM147 127V126H146ZM152 127V126H151ZM248 127V126H247ZM246 127V128H247ZM253 127V126H252ZM51 128V127H50ZM57 128V127H56ZM60 128V127H59ZM63 128V127H62ZM74 128V127H73ZM99 128V127H98ZM108 128V127H107ZM124 128V127H123ZM134 128V127H133ZM228 128V126H227ZM254 128V127H253ZM260 128V127H259ZM70 129V128H69ZM90 129V128H89ZM112 129V127H111ZM118 129V128H117ZM131 129V128H130ZM141 129V128H140ZM234 129V128H233ZM243 129V127H242ZM249 129V128H248ZM247 129V130H248ZM48 130V129H47ZM46 130V132H47ZM50 130V129H49ZM56 130V129H55ZM58 130V129H57ZM67 130V128H66ZM103 130V129H102ZM123 130V129H122ZM127 130V129H126ZM161 130V131H160ZM245 130V129H244ZM262 130V129H261ZM44 131V130H43ZM53 131V130H52ZM62 131V130H61ZM159 131V132H158ZM236 131V130H235ZM251 131V130H250ZM58 132V131H57ZM57 132L55 133L56 136ZM64 132V131H63ZM101 132V131H100ZM107 132V131H106ZM128 132V131H127ZM229 132V131H228ZM240 132V131H238ZM244 132V131H243ZM249 132V131H247ZM258 132H260L258 130ZM51 133V131H50ZM53 133V132H52ZM51 135L49 136H52ZM61 132H59L60 134ZM233 133V132H232ZM242 133V132H241ZM245 133V132H244ZM62 134V133H61ZM227 134V133H226ZM247 134V133H245ZM249 134H251V132H249ZM256 134V133H255ZM54 135V134H53ZM65 135V133H64ZM63 135V136H64ZM79 135V134H78ZM102 135V134H101ZM116 135V134H115ZM230 135V134H228ZM248 135V134H247ZM246 135V136H247ZM254 135V133H253ZM41 136H44V134L42 133ZM55 136V137H56ZM62 136V137H63ZM113 136V135H112ZM123 136V135H122ZM134 136V135H133ZM226 136V135H225ZM237 136V135H236ZM249 136V135H248ZM256 136V135H255ZM259 136V135H258ZM261 136H264L263 134ZM48 137V136H47ZM65 137V136H64ZM252 137V136H251ZM254 137V136H253ZM41 138V137H40ZM58 138V137H57ZM68 138V136H67ZM230 138V137H228ZM238 138V137H237ZM50 139V138H48ZM54 139V138H53ZM56 139V138H55ZM66 139V137H65ZM126 139V138H125ZM251 139V138H250ZM253 139V138H252ZM260 139L262 140V138L260 137ZM57 140V139H56ZM59 140V139H58ZM68 140V139H67ZM84 140V139H83ZM101 140V139H100ZM256 140V139H255ZM25 141V140H24ZM81 141V140H80ZM242 141V140H241ZM249 143H251L250 140H248ZM247 141V142H248ZM257 141V140H256ZM264 141V140H263ZM42 142V141H41ZM44 142V141H43ZM50 142V141H48ZM46 142V143H48ZM54 142V141H53ZM66 142V141H65ZM64 142V143H65ZM75 142V141H74ZM99 142V141H98ZM105 142V141H103ZM220 142V143H221ZM237 142V141H236ZM68 143V141L66 142ZM73 143V142H72ZM140 143V142H138ZM226 143V142H225ZM246 143V142H244ZM242 141V144H244ZM248 143V144H249ZM253 143V141H252ZM257 142L256 145H259L261 143ZM37 144V143H36ZM49 144V143H48ZM56 144V143H54ZM71 144V142L69 143ZM68 144V145H69ZM91 144V143H90ZM128 144V142L126 143ZM149 144H146L149 146ZM222 144V143H221ZM230 143H228L229 145ZM234 144V143H233ZM247 144V143H246ZM255 144V143H253ZM264 144V143H262ZM25 145V144H24ZM46 145V144H45ZM53 145V143H52ZM51 145V146H52ZM73 145V144H72ZM86 145V144H85ZM154 145V144H153ZM158 145V144H157ZM232 145V143H231ZM240 145V144H239ZM239 145H237L239 147ZM256 145H244V147L240 146V149H233V152H235V150H238L237 153H239V159L238 160V165L236 167V165L234 166L233 164L237 161L235 158H233L232 161L236 160L232 166H234V168L236 169L233 173V177L231 178L234 180V182L231 183L232 185V189L233 192L237 191L238 194H241L243 196V193L248 192L254 195H259L262 194L261 196H263L264 194V187L262 185V181L264 182V151L263 148L261 147H257ZM32 146V145H31ZM50 146V147H51ZM59 146V145H58ZM57 146V147H58ZM70 146V145H69ZM133 146V145H132ZM148 146H146V148H148ZM224 146V145H223ZM234 146V145H233ZM243 146V145H242ZM54 146H52L53 148ZM61 147V146H60ZM144 146H141V148H143ZM156 147V146H155ZM264 147V146H263ZM25 148V147H24ZM69 149V147H67ZM78 148V147H77ZM103 148V147H102ZM157 148V147H156ZM161 148V147H160ZM225 148V147H224ZM62 149V147H61ZM95 149V148H94ZM119 149V148H118ZM121 149V148H120ZM144 149V148H143ZM151 149V148H150ZM149 149V150H150ZM164 149V148H163ZM162 149V150H163ZM56 150V149H55ZM60 150V149H59ZM82 150V149H81ZM85 150V149H84ZM87 150V149H86ZM116 150V149H115ZM140 150V149H139ZM161 150V151H162ZM229 150V149H228ZM232 148L230 149L231 153ZM240 150V151H239ZM30 151V150H28ZM32 151V150H31ZM34 151V150H33ZM38 151V150H37ZM50 151V150H49ZM117 151V150H116ZM128 151V150H127ZM152 151V150H151ZM150 151V152H151ZM154 151V149H153ZM156 151V150H155ZM159 151V150H158ZM168 151V150H167ZM53 152V151H52ZM58 152V151H57ZM66 152V151H65ZM62 152V153H65ZM91 152V151H90ZM166 152V151H165ZM185 152L190 153L191 156H187V154L185 155ZM232 152V154H233ZM235 152V153H236ZM23 153V152H22ZM34 153V152H33ZM123 153V152H122ZM157 153V152H156ZM236 153V154H237ZM58 154V153H57ZM61 154V153H60ZM129 154V153H128ZM132 154V153H131ZM168 153H165V155ZM235 154V155H236ZM19 155V154H18ZM24 155V153H23ZM42 155V154H41ZM137 155V154H136ZM140 155V154H139ZM153 155V154H152ZM161 155V154H160ZM234 155V156H235ZM63 156V155H62ZM87 156V155H86ZM96 156V155H95ZM130 156V155H128ZM149 156V155H148ZM170 156V155H169ZM233 156V155H232ZM237 156V155H236ZM52 157V156H50ZM61 157V156H60ZM64 157V156H63ZM124 157V156H123ZM159 157V156H158ZM166 157V156H165ZM54 158V157H53ZM69 158V157H68ZM72 158V157H71ZM103 158V157H102ZM107 158V157H106ZM128 158V157H127ZM131 158V157H130ZM147 158V157H145ZM149 158V157H148ZM153 158V157H151ZM150 158V159H151ZM168 158V157H167ZM170 158V157H169ZM40 159V157H39ZM43 159V158H41ZM149 159V160H150ZM158 159V158H157ZM160 159V157H159ZM158 159V161H159ZM13 160V159H12ZM35 160V159H34ZM47 160V159H46ZM81 160V159H80ZM102 160V159H101ZM148 160V161H149ZM11 161V160H10ZM0 162V244H4L7 248L11 247L10 250L8 251V253L6 254V258L4 261H1L0 264H10L11 262L13 263V261H17V260H21L19 259L20 257V251L22 249V247L24 248L25 246L22 244L23 241H16L12 240V238H10V234L12 232H16L19 230V228H26L29 223L31 224V220H29L30 222H28L27 217H29V212L32 207L30 205V202L28 200V203L24 206H22V208H19V206L21 207V201L23 198H27L28 195L30 194V192H27L26 195H22V187L24 185L29 184L31 187L32 185L34 186V189H32V197H36L38 195V188L39 186L36 185L37 183H35L37 181V178L40 175L39 168L37 169H29L27 168V160H24L23 158L18 159L16 161H12V162ZM90 161V160H89ZM157 161V162H158ZM165 161V160H164ZM67 162V160H66ZM154 162V161H153ZM44 163V162H43ZM43 163H38L36 162V164L40 165V167L42 166ZM47 163V162H45ZM63 163V162H62ZM152 163V162H151ZM159 163V162H158ZM70 164V163H69ZM100 164V163H99ZM165 165L163 166H167V163H164ZM179 164V163H178ZM230 164V165H229ZM44 165V164H43ZM63 165V164H61ZM115 165V164H114ZM153 165V163H152ZM37 166V165H36ZM66 166V165H65ZM69 166V165H68ZM67 166V167H68ZM150 165H148L149 167ZM154 166V165H153ZM152 166V167H153ZM162 166V165H161ZM174 166V168H173ZM231 166V167H232ZM30 167V166H29ZM39 167V166H38ZM51 167V166H50ZM59 167V166H58ZM151 167V166H150ZM159 167V166H158ZM157 167V168H158ZM178 167V166H177ZM57 168V166H56ZM74 168V167H73ZM162 168V167H161ZM164 168V170H166ZM179 168H181L179 166ZM179 168H176L178 171ZM49 169V168H47ZM150 169V168H149ZM147 169V170H149ZM160 169V168H159ZM231 169V168H230ZM53 170V169H52ZM59 170V169H57ZM155 170V169H154ZM157 170V169H156ZM183 170H179L183 171ZM51 171V170H50ZM55 171V169H54ZM175 171V172H176ZM226 171L228 173H226ZM56 172V171H55ZM58 172V171H57ZM64 172V171H63ZM177 172V173H178ZM232 172V170H231ZM230 172V174H231ZM47 173V172H46ZM52 173V172H51ZM162 173V172H161ZM181 173V172H180ZM56 174V173H55ZM151 174V173H149ZM155 174V172H154ZM164 174V175H165ZM176 174V173H175ZM174 174V175H175ZM61 175V174H60ZM63 175V174H62ZM162 175V174H161ZM161 175L159 176V178L161 177ZM179 175V173L177 174ZM181 175V174H180ZM47 176V175H46ZM56 176V175H55ZM58 176V174H57ZM149 176V175H148ZM154 176V175H153ZM157 176V175H155ZM154 176V178H155ZM163 176V175H162ZM166 176V177H168ZM182 176H185V174L179 176V178H181ZM165 177V178H166ZM171 177V176H170ZM169 177V178H170ZM176 177V176H174ZM173 177V178H174ZM178 177V176H177ZM47 178V177H45ZM55 178V177H53ZM57 178V177H56ZM165 178L163 180H165ZM173 178L171 180H173ZM183 178V177H182ZM229 178V176H228ZM227 178V180H228ZM162 179V178H161ZM167 179V178H166ZM178 179V178H177ZM184 179L186 180L187 178L184 177ZM182 179V180H184ZM225 180V178H223ZM43 182H45V184L49 183V179H42ZM55 180V179H54ZM61 181V179H59ZM63 180V179H62ZM108 180V179H107ZM153 180V179H152ZM168 180V179H167ZM166 180V181H167ZM184 180V181H185ZM40 181V180H39ZM154 181V180H153ZM179 181V179H178ZM181 181V180H180ZM183 181V182H184ZM187 181V180H186ZM42 182V181H41ZM65 182V181H64ZM63 182V184H64ZM116 182V181H115ZM160 182V181H159ZM169 182V181H168ZM172 182V181H171ZM170 182V183H171ZM221 182V181H220ZM261 182V185H259ZM106 183V182H105ZM154 183V182H153ZM158 183V182H157ZM166 183V182H165ZM169 183V184H170ZM176 183V182H175ZM225 183V182H224ZM44 184V185H45ZM55 184V183H54ZM53 184V186H54ZM159 184V183H158ZM162 184V183H161ZM160 184V185H161ZM182 184V183H181ZM184 184V183H183ZM250 184H252L250 186ZM264 184V183H263ZM51 184H49L50 186ZM153 185V184H152ZM156 185V183H155ZM168 185V184H167ZM166 185V186H167ZM172 185V184H171ZM257 185V186H256ZM41 186V185H40ZM157 186V185H156ZM165 186V187H166ZM174 186V185H172ZM188 186V185H187ZM188 186V187H189ZM46 187V186H45ZM55 187V186H54ZM58 187V186H56ZM163 187V186H162ZM178 187L177 186H174ZM213 187V188H212ZM231 187V186H229ZM51 188V187H50ZM156 188V187H155ZM181 189V187H179ZM213 191H212V189ZM157 189V188H156ZM159 189V188H158ZM168 189V188H167ZM165 189V190H167ZM172 189V187H171ZM176 189V188H175ZM174 189V190H175ZM184 189V188H183ZM186 189V187H185ZM189 188H187L186 190H188ZM193 189V188H192ZM228 189V188H227ZM56 190V189H54ZM155 190V189H154ZM170 190V189H169ZM177 190V189H176ZM27 191V188H26ZM49 190H47L48 192ZM51 191V189H50ZM156 191V190H155ZM163 191V190H162ZM161 191V192H162ZM46 192V191H45ZM53 192V191H52ZM165 192V191H164ZM167 192V191H166ZM183 190H180L179 192H177V195L175 194L174 197H170L168 198L167 196L165 197H161L160 196V191L159 193H157L156 195H154V193L152 194L151 192V197L148 198L149 200V204L150 207L144 211L140 217H138L137 219H115L106 223H97V222H87L86 220L84 221L83 226L80 228H78L76 230L75 228V233L74 237L76 238H81L83 237L82 243L78 244L75 248H73L72 250H70L69 255H66L63 251V249L66 247H62V251H60L61 249L58 247L57 244H52L48 241L50 240V235L52 234L53 229H47L46 231V241L47 244L45 248H41L42 252L39 253L41 258L40 260H44V263L47 262V264H192L191 260L194 257H185V255L188 256V254L183 255L185 258L183 259L180 258V256L178 257L175 256L174 251H179V247L182 245V241H184L185 238L183 234H186L188 231V227L190 229V227H193V224H195V222L198 220L197 218L199 216L195 215L197 213H195V211L193 210L194 213H186L185 211L188 210L187 208L190 207V202L189 199L187 197V200L183 199L184 198V194H183ZM227 192V191H226ZM236 192V193H237ZM263 192V193H262ZM42 193V192H41ZM168 193H173V191L171 190V192L168 191ZM167 193V194H168ZM175 193V192H174ZM179 193V194H178ZM228 194H230L229 192H227ZM45 194V193H43ZM42 194V196H43ZM49 194V193H48ZM159 194V195H158ZM166 194V193H165ZM186 194V193H185ZM189 194V195H190ZM222 194V193H221ZM224 194V193H223ZM227 194V195H228ZM234 194V193H233ZM247 194V195H248ZM162 195V193H161ZM170 195V194H169ZM174 195V194H173ZM235 195V194H234ZM238 195L237 197L241 196ZM245 195V194H244ZM31 196V194L29 195ZM54 196V195H53ZM163 196V195H162ZM186 196V195H185ZM225 197V195H223ZM231 196V194H230ZM229 196V197H230ZM249 196V195H248ZM260 196V197H261ZM31 197V198H32ZM44 197V196H43ZM221 197V196H220ZM245 197V196H244ZM254 197V196H253ZM256 197V196H255ZM259 197V198H260ZM264 197V196H263ZM30 198V200H32ZM52 198V197H50ZM190 198V197H189ZM193 198V197H192ZM210 198V199H211ZM216 198V197H214ZM218 198V197H217ZM236 198V197H235ZM234 198V200H235ZM241 198V197H240ZM29 199V198H28ZM39 199V198H37ZM183 199V200H182ZM191 199V200H194ZM209 199V200H210ZM219 199V198H218ZM222 199V198H221ZM228 199V198H227ZM41 200V199H40ZM214 200V199H213ZM27 201V200H26ZM46 201V200H45ZM49 202L51 201L48 200ZM204 201V200H203ZM208 201V199H207ZM211 201V200H210ZM219 201V200H218ZM233 201V200H232ZM253 201V199H252ZM255 201V198H254ZM262 201V200H261ZM32 202V201H31ZM41 202V201H40ZM47 202V203H49ZM194 202V201H193ZM199 202V201H198ZM209 202V201H208ZM207 202V204H208ZM258 202V201H257ZM46 203V202H45ZM195 203V202H194ZM197 203V202H196ZM195 203V204H196ZM204 203V202H202ZM213 203V202H211ZM234 203V202H233ZM243 203V202H242ZM256 203V202H255ZM262 203V202H261ZM261 203H259L261 205ZM33 204V203H32ZM42 204V203H41ZM50 204V203H49ZM257 204V203H256ZM44 206V205H43ZM194 206V204L192 205ZM191 206V207H192ZM201 206V205H200ZM203 206V205H202ZM217 206V205H216ZM232 205H230L231 207ZM259 206V205H258ZM41 208V206H39ZM48 207V206H45ZM51 207V206H50ZM196 208V211H199L200 208L197 206V204L194 206ZM206 207V205H205ZM35 208V207H34ZM194 208V209H195ZM243 208V207H242ZM250 208V207H249ZM262 208V207H261ZM47 209V208H46ZM52 207H51V211H52ZM193 209V208H192ZM199 209V210H198ZM229 209V208H228ZM251 209V208H250ZM258 209V208H257ZM33 210V209H32ZM36 211L38 209H35ZM208 210V209H207ZM206 210V211H207ZM57 212V210H55ZM137 211V210H136ZM205 212V214H207ZM212 211H214L212 209ZM217 211V210H216ZM226 211V210H225ZM235 211V210H234ZM242 211V210H241ZM201 212V211H200ZM230 212H233L232 210ZM239 212V211H238ZM36 213V212H35ZM52 213V212H51ZM72 213V212H71ZM74 213V212H73ZM217 213V212H216ZM255 213V212H253ZM263 213V212H261ZM39 214V213H38ZM48 214V213H47ZM44 214V215H47ZM56 214V213H55ZM58 214V213H57ZM70 214V213H69ZM209 214V211H208ZM208 214L206 217H208ZM211 214V213H210ZM221 214V213H220ZM233 214V213H231ZM237 214V213H236ZM32 215V214H31ZM35 215V214H34ZM52 215V214H51ZM72 215V214H71ZM74 215V214H73ZM222 215V214H221ZM240 215V214H239ZM242 215V214H241ZM245 215V214H244ZM257 215V213H256ZM37 216V215H36ZM58 216V215H56ZM194 216H197V220H194ZM202 216V215H201ZM200 216V217H201ZM212 216V214H211ZM215 216V214H214ZM238 216V215H237ZM43 217V216H42ZM47 217V216H46ZM74 217V216H73ZM79 217V216H76ZM210 217V216H209ZM226 217V216H225ZM229 217V216H227ZM232 217V215H231ZM235 217V216H234ZM4 218V219H3ZM31 218H33L31 216ZM72 218V217H71ZM135 218V217H134ZM212 218V217H211ZM215 218V217H214ZM220 218V217H219ZM242 218V217H241ZM35 219V218H34ZM33 219V220H34ZM45 219V218H44ZM43 219V220H44ZM57 219V218H56ZM68 219V218H67ZM76 219V218H75ZM80 219V217H79ZM82 219V218H81ZM210 218H208L209 220ZM216 219V218H215ZM222 219V218H221ZM234 219V218H233ZM232 219V220H233ZM245 219V218H243ZM248 218H246L247 220ZM255 219V218H253ZM20 220V223L17 224L16 221ZM58 220V219H57ZM226 220V219H225ZM228 220V219H227ZM242 220V219H241ZM35 221V220H34ZM37 221V220H36ZM47 221V220H46ZM52 221V220H51ZM56 221V220H55ZM64 221V220H62ZM61 221V223H62ZM98 221V220H97ZM108 221V220H106ZM195 221V222H194ZM206 221V220H205ZM203 221V223L205 222ZM218 221V220H217ZM256 221V219H255ZM41 222V221H40ZM60 222V220L58 221ZM68 222V221H67ZM199 222V220H198ZM210 222V221H209ZM215 222V221H214ZM213 222V223H214ZM246 222V221H245ZM248 222V221H247ZM45 223V222H44ZM52 223H54L52 221ZM60 223V225H61ZM71 223V221H70ZM73 223V222H72ZM79 223V222H78ZM197 223V222H196ZM202 223V221H201ZM199 222V224H201ZM206 223H208L206 221ZM227 223V222H226ZM35 224V223H34ZM37 224V223H36ZM35 224V225H36ZM77 224V223H76ZM211 224V222H210ZM221 224V223H220ZM224 224V223H223ZM50 225V224H49ZM54 225V224H53ZM74 225V223H73ZM72 225V226H73ZM81 225V224H80ZM197 225V224H196ZM203 224H201L202 226ZM206 225V224H205ZM208 225V224H207ZM238 225V223H237ZM242 225V224H241ZM40 226V225H39ZM44 226V225H43ZM62 226V225H61ZM228 226V225H227ZM232 226V225H231ZM230 226V227H231ZM239 226V225H238ZM245 226V225H244ZM243 226V227H244ZM36 227V226H35ZM42 227V226H41ZM64 227V226H63ZM67 227V226H66ZM198 227V226H197ZM196 227V230L198 229ZM203 227V226H202ZM237 227V226H236ZM29 228V227H28ZM34 228V227H33ZM55 228V227H54ZM74 228V227H72ZM242 228V227H241ZM59 229V228H58ZM69 229V228H68ZM226 229V228H225ZM22 230V229H21ZM35 231V229H33ZM39 230V229H38ZM42 230V229H41ZM61 230V229H60ZM192 229L189 230V232ZM195 230V228H194ZM195 230V231H196ZM44 231V230H43ZM63 231V230H62ZM61 231V232H62ZM199 231V230H198ZM42 232V231H40ZM70 232V231H69ZM197 232V231H196ZM194 232V233H196ZM17 233V232H16ZM13 233V234H16ZM23 233V232H22ZM26 237L28 235V232H26ZM31 233V231H30ZM45 233V231H44ZM54 233V232H53ZM60 233V231H59ZM71 233V232H70ZM192 233V231L190 232ZM193 233V235L195 236V234ZM32 234V233H31ZM34 234V233H33ZM36 234V233H35ZM73 234V233H72ZM87 234V235H86ZM201 234V233H200ZM199 234V235H200ZM37 235V234H36ZM41 235V234H40ZM39 235V236H40ZM43 235V234H42ZM54 235V234H53ZM67 235V234H66ZM182 235L183 240L180 239ZM197 235V236H199ZM44 236V235H43ZM52 236V235H51ZM70 236V235H69ZM180 236V237H179ZM186 236V235H185ZM187 236L190 237V234H188ZM19 237V235H18ZM53 237V240L51 239V241H54V239L56 240V238ZM59 237V236H58ZM73 237V238H74ZM196 237V236H195ZM201 237V236H199ZM17 238V237H14ZM13 238V239H14ZM24 238V237H23ZM30 238V237H29ZM45 238V237H44ZM192 239V237H190ZM40 238H38V240L36 242L39 241ZM75 239V238H74ZM82 239V238H81ZM80 239V241H81ZM189 238H187L186 240H188ZM195 239V238H193ZM19 240V239H18ZM22 240V237H21ZM41 240V239H40ZM76 240V239H75ZM185 240V241H186ZM196 240V239H195ZM199 240V239H197ZM202 240V239H201ZM221 240V239H220ZM31 241V240H30ZM42 241V240H41ZM58 241V240H57ZM65 241V240H64ZM79 241V240H78ZM62 242V241H61ZM71 242V241H70ZM77 242V241H76ZM190 243V239L186 242V243ZM194 242V240H193ZM199 242V241H198ZM209 242V241H208ZM216 242V241H215ZM221 242V241H220ZM39 243V242H38ZM53 243V242H52ZM72 243V242H71ZM186 243H184L183 245H185ZM188 243V245H189ZM196 243V242H195ZM12 244V245H11ZM27 244V243H26ZM31 244V243H30ZM75 244V243H74ZM181 244V245H180ZM207 244V243H206ZM211 244V243H210ZM11 245V246H10ZM64 245V244H63ZM180 245V246H179ZM188 245H185L186 247ZM197 245V244H196ZM213 245V244H212ZM4 246V247H5ZM39 246V245H38ZM70 246V245H69ZM184 246V247H185ZM192 246V244L190 245ZM189 246V247H190ZM195 246V245H194ZM198 246V245H197ZM2 246H0L1 249ZM5 247V248H6ZM29 247V246H28ZM35 247V246H34ZM68 247V245H67ZM72 247V246H71ZM185 247V248H186ZM196 247V246H195ZM194 247V248H195ZM202 247V245H201ZM6 248V249H7ZM32 248V247H31ZM181 249L182 246L180 247ZM184 248V249H185ZM193 248V250H194ZM198 248V247H197ZM195 248V249H197ZM211 248V247H210ZM37 247L35 248V252H33V254L29 253L30 256H28L27 254V259H22L21 260V264H30L29 261V257H32L34 260L36 259V255L38 254V249ZM203 249V248H202ZM208 249V248H207ZM217 249V248H216ZM4 250V249H3ZM68 250V249H67ZM188 250V249H187ZM210 250V249H209ZM218 250V249H217ZM2 251V250H1ZM30 251V250H28ZM176 251V252H177ZM186 251V250H185ZM198 251H200L198 249ZM224 251V250H223ZM4 252V251H3ZM183 252V251H182ZM180 252V253H182ZM188 252V251H187ZM192 252V251H191ZM194 252V251H193ZM192 252V253H193ZM205 252V251H204ZM215 252V251H214ZM27 253V252H26ZM67 253V252H66ZM178 253V252H177ZM179 253V254H180ZM185 253V252H183ZM182 253V254H183ZM221 253V252H218ZM5 254V252H4ZM38 254V255H39ZM66 255L65 259L61 261L60 256ZM196 254V253H195ZM202 254V253H201ZM204 254V253H203ZM2 256V255H1ZM191 256V253L190 255ZM202 256V255H201ZM3 257V256H2ZM170 257V258H169ZM3 258V259H4ZM62 258V257H61ZM199 258V256H198ZM202 258V257H201ZM32 259V261H33ZM181 259H183L181 261ZM2 260V259H1ZM197 260V259H195ZM203 260V258H202ZM31 261V259H30ZM36 261V260H35ZM34 261V262H35ZM199 261V260H198ZM18 262V261H17ZM33 262V263H34ZM37 262V261H36ZM62 262V263H61ZM196 262V261H194ZM16 263V262H15ZM19 263V264H20ZM201 263V262H200ZM14 264V263H13ZM32 264V263H31ZM41 264V263H40Z\"/></svg>", "mask_w": 264, "mask_h": 264}]
</instances>
